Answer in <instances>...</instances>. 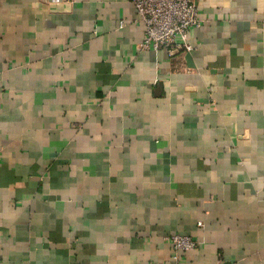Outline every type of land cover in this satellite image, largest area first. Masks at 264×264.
I'll return each mask as SVG.
<instances>
[{"label":"crops","instance_id":"obj_1","mask_svg":"<svg viewBox=\"0 0 264 264\" xmlns=\"http://www.w3.org/2000/svg\"><path fill=\"white\" fill-rule=\"evenodd\" d=\"M196 1L170 58L131 0H0V264H264V0Z\"/></svg>","mask_w":264,"mask_h":264},{"label":"built area","instance_id":"obj_2","mask_svg":"<svg viewBox=\"0 0 264 264\" xmlns=\"http://www.w3.org/2000/svg\"><path fill=\"white\" fill-rule=\"evenodd\" d=\"M136 12L135 20L144 26L141 49L164 50L170 58L197 49L189 32L202 24L196 0H131ZM124 21H120V26ZM201 225V222H198ZM173 250L174 264H181L185 252L195 249L198 241L192 236L170 233L163 236Z\"/></svg>","mask_w":264,"mask_h":264},{"label":"water","instance_id":"obj_3","mask_svg":"<svg viewBox=\"0 0 264 264\" xmlns=\"http://www.w3.org/2000/svg\"><path fill=\"white\" fill-rule=\"evenodd\" d=\"M189 56H190V54L186 55V58H187V59L190 58Z\"/></svg>","mask_w":264,"mask_h":264}]
</instances>
